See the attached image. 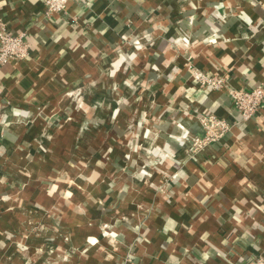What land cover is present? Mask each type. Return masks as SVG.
Segmentation results:
<instances>
[{
  "label": "crops",
  "instance_id": "crops-1",
  "mask_svg": "<svg viewBox=\"0 0 264 264\" xmlns=\"http://www.w3.org/2000/svg\"><path fill=\"white\" fill-rule=\"evenodd\" d=\"M0 264H253L264 256V0H0ZM225 136L196 145L200 120Z\"/></svg>",
  "mask_w": 264,
  "mask_h": 264
},
{
  "label": "built area",
  "instance_id": "built-area-1",
  "mask_svg": "<svg viewBox=\"0 0 264 264\" xmlns=\"http://www.w3.org/2000/svg\"><path fill=\"white\" fill-rule=\"evenodd\" d=\"M71 0H46L49 12H60L66 8ZM85 2L86 0H75ZM29 55V47L23 34H16L9 30L0 19V65L12 59L25 58ZM193 77L200 84L215 89L225 87L233 99V106L241 114L243 119H249L264 105V82L252 87H230L223 75H210L203 70L194 69ZM203 135L196 136L195 143L200 145L203 141H214L222 138L230 129L226 118L216 114H209L200 120ZM253 264H264V256H258Z\"/></svg>",
  "mask_w": 264,
  "mask_h": 264
}]
</instances>
